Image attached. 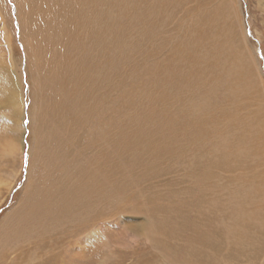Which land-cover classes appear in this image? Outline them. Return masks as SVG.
<instances>
[{
  "label": "rangeland",
  "instance_id": "374dc122",
  "mask_svg": "<svg viewBox=\"0 0 264 264\" xmlns=\"http://www.w3.org/2000/svg\"><path fill=\"white\" fill-rule=\"evenodd\" d=\"M0 264H264V0H0Z\"/></svg>",
  "mask_w": 264,
  "mask_h": 264
},
{
  "label": "bare ground",
  "instance_id": "6f19581e",
  "mask_svg": "<svg viewBox=\"0 0 264 264\" xmlns=\"http://www.w3.org/2000/svg\"><path fill=\"white\" fill-rule=\"evenodd\" d=\"M59 47H60V45H59ZM55 76H56V74H54ZM55 78V77H54ZM57 84V83H56ZM62 84V83H61ZM59 85V84H58ZM18 91V90H17ZM61 91V90H60ZM12 95V94H11ZM9 98V97H8ZM14 101H15V99H13V96H11L10 97V99H9V102L11 103V105H14ZM35 212H36V210H35ZM188 225V224H187ZM194 233H196V235H198L197 234V231H195ZM186 234V233H185ZM191 237V236H190ZM194 237V236H193ZM191 239H192V237H191ZM200 239V238H199Z\"/></svg>",
  "mask_w": 264,
  "mask_h": 264
}]
</instances>
